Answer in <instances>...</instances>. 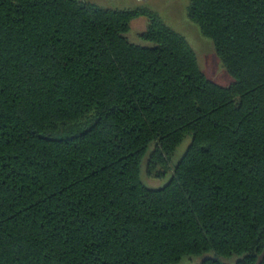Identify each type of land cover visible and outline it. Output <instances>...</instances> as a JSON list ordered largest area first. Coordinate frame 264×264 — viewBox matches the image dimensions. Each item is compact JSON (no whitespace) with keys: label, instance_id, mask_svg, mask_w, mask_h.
<instances>
[{"label":"trees","instance_id":"trees-1","mask_svg":"<svg viewBox=\"0 0 264 264\" xmlns=\"http://www.w3.org/2000/svg\"><path fill=\"white\" fill-rule=\"evenodd\" d=\"M188 2L230 86L151 8L0 0V264H264V0Z\"/></svg>","mask_w":264,"mask_h":264},{"label":"rangeland","instance_id":"rangeland-1","mask_svg":"<svg viewBox=\"0 0 264 264\" xmlns=\"http://www.w3.org/2000/svg\"><path fill=\"white\" fill-rule=\"evenodd\" d=\"M103 8L108 9H125L134 7H148L156 11L163 19L165 24L172 30L182 35L190 47L193 49L200 70L212 82L227 87L234 81L228 72L223 68L217 55L215 54L212 42L204 38L198 27L188 18V0H86ZM147 26V20L140 17L131 24L128 39L136 44L142 43L139 40V34ZM189 143L186 139L178 148L173 163L175 164L184 154ZM142 182L151 188L163 186L168 180L169 175L165 178L158 179L147 175L145 168L142 169ZM202 258H190L181 262V264H200Z\"/></svg>","mask_w":264,"mask_h":264}]
</instances>
